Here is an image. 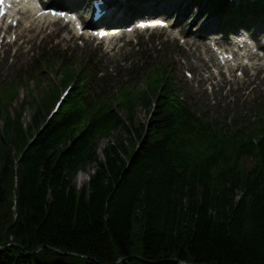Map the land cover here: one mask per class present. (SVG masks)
<instances>
[{
    "label": "trees",
    "instance_id": "obj_1",
    "mask_svg": "<svg viewBox=\"0 0 264 264\" xmlns=\"http://www.w3.org/2000/svg\"><path fill=\"white\" fill-rule=\"evenodd\" d=\"M103 99L72 111L70 97L23 154L0 157V264H264V130L216 134L162 98L146 126H124V160L110 144L99 161L119 124Z\"/></svg>",
    "mask_w": 264,
    "mask_h": 264
},
{
    "label": "rangeland",
    "instance_id": "obj_2",
    "mask_svg": "<svg viewBox=\"0 0 264 264\" xmlns=\"http://www.w3.org/2000/svg\"><path fill=\"white\" fill-rule=\"evenodd\" d=\"M194 27L197 28V25ZM156 34V33H154ZM150 40L147 34L145 35H134L122 40H115L110 42L107 49L103 52L100 48L94 47L92 44H85L83 47L73 46V45H61L55 46L54 41H45L44 45L39 50L43 49L45 46L47 48L53 47L57 50H62L66 52L65 55L69 58L71 57L76 62H82L85 59L88 61H93L96 65H99L102 68L113 69L121 64L128 63L126 66L134 64L137 62V57L134 54L133 46L130 48L127 47L129 43H134L135 41H141L142 45L147 44L146 42ZM121 45H124V50L118 49ZM112 47H114L112 49ZM15 49V48H14ZM203 49H195L194 47L190 48L183 57V62L185 63V68L187 70H192L194 72L193 82L185 88L186 92L190 97L194 99L195 108L208 112L212 118H223L226 115L230 117L236 113L247 111L248 107L251 105L250 102L258 96L264 94V89L258 87L253 93L246 96L247 105L240 103L238 106H235L230 100L229 95L235 96L240 94L238 91H235V88L229 89V84H225L224 90L222 83L217 81L211 73H201L202 70L206 68L204 59L202 58L200 52ZM36 53H33L35 55ZM32 54H24L22 47L19 50V54L11 61L8 54L0 53V84H5L13 81L16 78H23L27 80L34 71H39L41 68L39 63L32 61ZM254 68H261L264 70V63H255ZM179 77H182L181 66L178 67ZM49 81H52L55 85L58 84L59 78L55 75H51L50 72L45 71L43 75V89L39 92H34V96L29 103H22L24 98L28 95L26 91H19V99L14 101V105L10 109L16 121L11 124H4L2 126V121H0V137L3 139V146H0V157H5L8 155V158L14 157L16 153L19 152L21 147L26 143L27 138L40 123L43 114L48 111V109L53 105V101L56 99H50L47 96L39 95L46 88ZM184 80L181 85H184ZM264 86V85H263ZM232 87V86H231ZM228 90H232L230 94H227ZM228 95V96H227ZM22 108L23 113H18V109ZM133 116V123L138 125L140 128L143 127V123L146 122V109L138 106L136 110L131 114ZM5 120V119H4ZM127 121L128 119H124ZM127 123L124 122L122 128L115 130L110 136L111 138L99 141L97 143L96 149V158L99 161H102L103 157L101 150L107 145L115 144L117 146V153L122 158L125 154H128L131 150L132 142L128 137L123 133V128ZM3 136H8V139L3 138ZM124 160V157L122 158ZM3 164H0L2 166ZM93 166L83 167L73 178L72 183L76 191H81L84 187L87 186L89 181V176L93 174ZM4 222L3 220H1Z\"/></svg>",
    "mask_w": 264,
    "mask_h": 264
},
{
    "label": "bare ground",
    "instance_id": "obj_3",
    "mask_svg": "<svg viewBox=\"0 0 264 264\" xmlns=\"http://www.w3.org/2000/svg\"><path fill=\"white\" fill-rule=\"evenodd\" d=\"M55 3H57V4H60V5H66V3H67V0H53ZM110 1H112V0H109L108 2H110ZM208 1V3L207 4H210L211 2V4H213L214 2L212 1V0H207ZM260 1V0H259ZM113 2V1H112ZM117 2H119L120 3V5H118L119 7L121 6V4H122V1H117ZM166 2H167V0L165 1V4H166ZM194 2V1H193ZM261 2V1H260ZM261 4H263V1H262V3ZM32 2H30V1H28L27 2V4L25 5L28 9H31L32 8ZM104 5H105V8L107 9L106 11L109 13V16H110V18L111 17H113V18H117L118 17V14L114 11L115 9H118L119 7H117V6H112V9L113 10H110V8L108 9V3H104ZM144 7V6H143ZM207 7V5L205 4V8ZM125 8V9H124ZM120 9H124V11H122L121 13H119L120 15L121 14H127V13H124L125 11H126V9H127V7H123V8H120ZM120 9H118V10H120ZM207 9V8H206ZM143 10V12L144 11H146V8L145 9H142ZM159 10H162V9H159ZM208 10V9H207ZM262 10L264 11V5H263V8H262ZM127 12H129V10H127ZM178 13L179 14H182V13H180L179 11L177 12V13H175L176 15H178ZM147 14H148V12H147ZM157 13H156V11H154V15H156ZM235 15H238V14H235ZM108 17V16H107ZM106 17V18H107ZM105 18V19H106ZM30 19H31V22L33 23V24H35V25H37V20L33 17V16H30ZM160 19V18H159ZM223 19V18H222ZM120 22V21H119ZM119 22H117V23H119ZM254 22H256V21H254ZM253 22V23H254ZM210 23H212V22H210ZM180 25V24H179ZM112 30H111V32H119L118 30L117 31H115V29L114 28H111ZM217 32V28H215V33ZM239 37V36H238ZM237 37V38H238ZM66 38L70 41V42H74V37L73 36H71V35H66ZM198 40H203V39H205L204 38V36H198V37H196ZM236 38V39H237ZM238 43H241L242 41L240 40V39H238V41H237Z\"/></svg>",
    "mask_w": 264,
    "mask_h": 264
},
{
    "label": "water",
    "instance_id": "obj_4",
    "mask_svg": "<svg viewBox=\"0 0 264 264\" xmlns=\"http://www.w3.org/2000/svg\"><path fill=\"white\" fill-rule=\"evenodd\" d=\"M9 246L16 247L15 244H9ZM42 248H43V247H40L39 250H41ZM2 249H3V248H2ZM52 250L58 252V250H56V249H52ZM182 264H186V263H182Z\"/></svg>",
    "mask_w": 264,
    "mask_h": 264
}]
</instances>
